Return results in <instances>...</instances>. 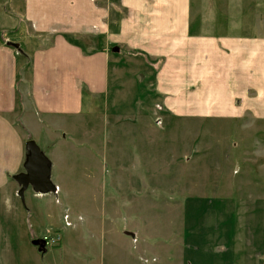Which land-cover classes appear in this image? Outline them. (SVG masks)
<instances>
[{
  "label": "crops",
  "instance_id": "1",
  "mask_svg": "<svg viewBox=\"0 0 264 264\" xmlns=\"http://www.w3.org/2000/svg\"><path fill=\"white\" fill-rule=\"evenodd\" d=\"M193 25L199 26L190 17V0H0V264H107L98 262L96 252L93 260L89 254L78 261L66 245L58 262L57 252L45 254L32 241L42 238L47 227L62 233L69 226L78 232L68 213L55 215L42 207L47 201L60 203L61 185L53 180V173L67 134L88 128L92 140L99 132L100 112L104 131L107 124L134 119L139 106L145 107L149 100L140 91L145 81L147 89L155 90L177 116L237 118L249 110L256 119L264 117V35L257 30L230 33L226 27L211 32L209 21L203 20L205 29L192 30ZM247 90L256 95L243 93ZM237 96L242 102H234ZM124 103L129 114L117 112ZM29 139L44 141L45 152L41 150L51 157L46 155L57 192L28 193L27 189L25 205L15 177L25 171ZM260 176L264 202V173ZM188 192L184 188L172 193H180L183 200ZM256 197L249 194L248 200ZM122 229L127 235L119 228H100L90 249L97 250V237L103 232H115L124 238L123 250L130 256L115 258L114 263L147 264L144 252L147 245L154 249L155 242L148 244V235L142 237L137 227ZM186 234L187 230L182 241L192 251V264H216L210 255H194L206 249L202 242L211 243L214 234L207 238L206 233H191L189 240ZM215 239L207 249L230 240ZM70 243L80 248V243Z\"/></svg>",
  "mask_w": 264,
  "mask_h": 264
},
{
  "label": "rangeland",
  "instance_id": "2",
  "mask_svg": "<svg viewBox=\"0 0 264 264\" xmlns=\"http://www.w3.org/2000/svg\"><path fill=\"white\" fill-rule=\"evenodd\" d=\"M190 17L193 24L199 25H193L192 30L205 29L203 20L209 21L211 32H221L226 27L227 32L241 31L244 35L257 30L258 35H264V0H190ZM230 22L236 25L230 27ZM144 85L140 91L144 90L149 100L146 98L145 107L139 106L134 119L107 124L108 130L104 131V122L100 121L103 114L97 113L99 132L92 140V131L89 137L86 134L88 128L75 133H68L66 128L67 139L58 151L53 173V180L61 185L57 192L53 183L60 203L47 201V205H40L54 210L55 215L68 213L78 232L75 234L69 226L62 233L47 227L42 237L53 238L43 252L51 256L57 252L55 259L62 262L60 255L66 245L78 261L89 254L93 260L96 252L98 262L113 264L115 258L130 256L123 250L125 240L120 234L103 232V237H97L94 251L90 242L101 233L100 228H119L122 235H127L122 227L129 225L137 227L142 237L144 233L148 235V244L155 242L154 249L147 245L144 252L147 264H192V251L188 242L182 241L186 230V240L191 233H206L207 238L208 233L210 237L214 234L221 241L230 238L227 244L209 249L216 239L202 242L206 249L194 255H210L216 260L211 263L264 264L260 178L264 173V117L256 119L249 110L237 118L177 116L155 90L147 89L146 81ZM243 93L256 95L254 90ZM237 101L242 99L234 97ZM117 108V112L125 114L127 103ZM38 142L44 151V141ZM184 188L189 191L187 200H181L180 193H172ZM28 193H33L32 186ZM249 194L257 195L258 200H248ZM22 203L26 205V195ZM85 223L89 225L87 229L82 227ZM233 236L235 247L231 245ZM173 237L178 240L174 242ZM131 238L136 243L137 237ZM72 240L80 243V248L73 246ZM81 244H86L89 251Z\"/></svg>",
  "mask_w": 264,
  "mask_h": 264
},
{
  "label": "water",
  "instance_id": "3",
  "mask_svg": "<svg viewBox=\"0 0 264 264\" xmlns=\"http://www.w3.org/2000/svg\"><path fill=\"white\" fill-rule=\"evenodd\" d=\"M11 44L19 47L17 43ZM116 50L117 48H114V51ZM26 149L25 171L15 177L20 184L19 194L22 199L24 198V192L29 186L40 192H55L56 186L51 181V166L48 157L43 153L34 139L26 141ZM32 243L38 246L40 251H43L46 245L45 240L42 238L34 239Z\"/></svg>",
  "mask_w": 264,
  "mask_h": 264
},
{
  "label": "built area",
  "instance_id": "4",
  "mask_svg": "<svg viewBox=\"0 0 264 264\" xmlns=\"http://www.w3.org/2000/svg\"><path fill=\"white\" fill-rule=\"evenodd\" d=\"M43 238H44V240H45L46 243H49L50 240H51L53 237H51L50 235H45Z\"/></svg>",
  "mask_w": 264,
  "mask_h": 264
}]
</instances>
